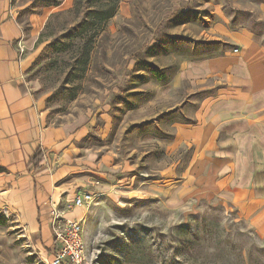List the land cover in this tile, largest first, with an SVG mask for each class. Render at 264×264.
<instances>
[{"label": "rangeland", "instance_id": "374dc122", "mask_svg": "<svg viewBox=\"0 0 264 264\" xmlns=\"http://www.w3.org/2000/svg\"><path fill=\"white\" fill-rule=\"evenodd\" d=\"M12 1L26 30L30 15L47 8ZM72 6H50L48 19L57 14L31 50L26 78L45 99L47 123L70 128L69 155L48 153L50 176L67 171L45 203L60 199L69 213L77 195L93 196L90 206L78 207L86 264H264L258 127L251 120L244 133L220 132L206 143L209 134L194 130L198 116L203 120L199 99L209 90L196 93L188 63L238 51L225 43L234 30L249 28L264 39V0H121L95 37L82 76L85 49L73 38L80 19L68 13ZM206 82L221 85L218 78ZM237 140L250 146L235 147ZM22 179L0 164V264H48L49 217ZM21 200L35 201L37 211Z\"/></svg>", "mask_w": 264, "mask_h": 264}, {"label": "crops", "instance_id": "0c3cea01", "mask_svg": "<svg viewBox=\"0 0 264 264\" xmlns=\"http://www.w3.org/2000/svg\"><path fill=\"white\" fill-rule=\"evenodd\" d=\"M47 8L42 13L30 15V28L26 30L13 1L0 0V164L10 175L20 174L23 182H31L27 196L38 191L41 207H44L46 217H49H45L43 229L51 237L50 210L52 203L61 201L54 197L52 202H45L50 199L49 194L57 193L53 189L55 178L67 170L61 167L57 171L58 175L52 177L48 173L51 167L46 161L50 151L55 152L56 157L60 153L69 155V143L66 140L70 128L52 127L47 123L45 99L35 93L36 84L26 78V71L35 60L31 50L36 48L51 11L50 7ZM228 36L230 41L225 43L233 46L237 44L238 51L226 48L215 56L188 62L193 66L191 72L197 74L195 81L200 90L196 93L200 95L209 90V94L199 99L201 103L197 107L201 106L199 115L203 120L198 116L202 123L194 131L209 134L204 139L208 143L220 132L244 133L247 131L243 128L245 124L253 120L260 134L256 141L264 148V39L249 28L234 30ZM184 77L189 78L187 75ZM215 78L221 81V85L206 82ZM240 142L237 140L233 143L235 147L237 143V147L241 148L250 146L249 141ZM38 151L44 154L41 169L29 170L30 159ZM229 181L226 180L227 183ZM39 185L41 189L37 188ZM23 201H20L22 207H27L32 214L37 211L35 201ZM78 210L76 208L67 216L80 218L83 211L79 213ZM29 221L34 227L35 223L38 224V218L34 220L33 215Z\"/></svg>", "mask_w": 264, "mask_h": 264}, {"label": "trees", "instance_id": "16d2710c", "mask_svg": "<svg viewBox=\"0 0 264 264\" xmlns=\"http://www.w3.org/2000/svg\"><path fill=\"white\" fill-rule=\"evenodd\" d=\"M121 0H73V6L68 10V13L79 17V22L73 38L80 39L78 48H84L82 53V67L80 76H82L86 65L88 64L90 50L92 48L95 37L102 31L107 23L118 11ZM62 0H33L31 5H38L40 8L59 6ZM57 12L52 13L46 23V27L51 23L52 16ZM49 43V45H51ZM229 45V44H228ZM66 48V47H65ZM152 72L158 79L164 77V73L159 68H153ZM189 118H185L184 122H189ZM44 162V154L42 151L36 152L30 159L28 169L39 171Z\"/></svg>", "mask_w": 264, "mask_h": 264}, {"label": "built area", "instance_id": "2783aa9c", "mask_svg": "<svg viewBox=\"0 0 264 264\" xmlns=\"http://www.w3.org/2000/svg\"><path fill=\"white\" fill-rule=\"evenodd\" d=\"M91 193L77 195L68 205L70 212L78 207L91 205ZM73 209V210H72ZM60 203H52L50 225L53 236V252L48 264H86L84 218H70Z\"/></svg>", "mask_w": 264, "mask_h": 264}]
</instances>
